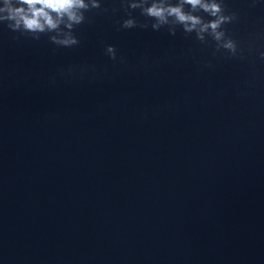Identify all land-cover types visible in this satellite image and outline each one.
<instances>
[{
    "label": "water",
    "instance_id": "water-1",
    "mask_svg": "<svg viewBox=\"0 0 264 264\" xmlns=\"http://www.w3.org/2000/svg\"><path fill=\"white\" fill-rule=\"evenodd\" d=\"M223 3L235 57L129 0L0 22V264H264V0Z\"/></svg>",
    "mask_w": 264,
    "mask_h": 264
},
{
    "label": "clouds",
    "instance_id": "clouds-1",
    "mask_svg": "<svg viewBox=\"0 0 264 264\" xmlns=\"http://www.w3.org/2000/svg\"><path fill=\"white\" fill-rule=\"evenodd\" d=\"M5 7L0 12H6V16H0V22H7L13 31L31 33L34 39H39L41 33H57L50 36V40L57 45L73 46L79 40L69 31L61 35V25L69 30L74 25L85 21V11L99 9L100 0H3ZM185 5H190V10H185ZM131 9H141L142 14L153 18L156 23L154 29H159L170 20L176 24L183 25L186 32H196L197 38L206 42L205 33L216 42V50H226L231 56L240 55L238 42L228 35L224 25L236 19L235 13H227L223 0H129ZM206 12L212 19L205 20L196 13ZM129 15H131L129 13ZM124 28L136 27V21L129 18L123 21ZM147 27V25H142ZM175 34V30H172ZM106 53L112 59H116V49L113 45L106 48ZM264 58V52L261 53Z\"/></svg>",
    "mask_w": 264,
    "mask_h": 264
}]
</instances>
